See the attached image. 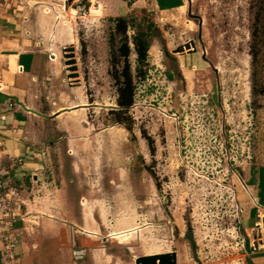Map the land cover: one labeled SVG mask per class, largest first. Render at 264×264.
<instances>
[{
    "label": "rangeland",
    "instance_id": "1",
    "mask_svg": "<svg viewBox=\"0 0 264 264\" xmlns=\"http://www.w3.org/2000/svg\"><path fill=\"white\" fill-rule=\"evenodd\" d=\"M110 1L41 0L31 13L46 64L34 99L43 115L29 121L24 139L53 150L55 176L69 171L46 202H57L65 228L87 238L80 264L91 250L106 264L169 252L178 264H247L240 204L248 174L264 166V0H191L190 8L184 0L169 12L170 1H116L114 11ZM118 17L135 28L153 23L130 130L111 113L112 75L122 68L111 62L110 39L121 45ZM137 29L127 32L134 76ZM35 189L42 198V186ZM136 227L120 240L111 235Z\"/></svg>",
    "mask_w": 264,
    "mask_h": 264
},
{
    "label": "crops",
    "instance_id": "2",
    "mask_svg": "<svg viewBox=\"0 0 264 264\" xmlns=\"http://www.w3.org/2000/svg\"><path fill=\"white\" fill-rule=\"evenodd\" d=\"M39 1L41 0H0V174H7L14 182L16 181L23 192L22 197L26 206V208L20 206L17 213L19 216L22 215L16 227L20 237L16 252L17 263L80 264L72 262L71 250L74 247H85L82 245L87 238H82L78 234L81 232L77 226H72L70 230L65 228L63 224L65 216L59 211L57 202L56 204L53 201L46 202L51 200L54 190L60 192L59 185L55 182L62 184L69 179L68 166L64 167L65 177L55 176V171L51 170L53 166L48 164L53 150L49 147L45 150L39 149L34 143L30 144L24 139L29 121L39 119L40 115H43L36 110L37 103L34 99L42 78L41 68L46 64V60L44 52L38 50L39 44L31 17L33 8ZM116 1H122L126 5L129 2L110 1V9L113 11L117 8ZM154 1L156 3V0ZM168 1L172 2V6L167 9L169 12L182 8L184 0H160V3L166 7ZM57 113L54 117L59 115ZM68 154L71 157L70 164L67 160L65 163L69 165L72 178L75 177L72 161L74 152L69 150ZM248 176L251 180L249 183L247 181V184L244 182L248 190L244 189L245 194L240 204L242 209L240 229L246 236L255 227L258 213L263 215L264 224V166L253 169ZM36 186H42L41 192L44 194L42 198L35 197V193L38 192ZM32 196V202L41 201L44 204L32 205L30 199ZM73 215L76 216L75 211ZM136 229L138 227L111 235L120 240ZM99 257V250H91L90 262L84 264H106L100 261ZM248 257L251 264H264V249L251 250Z\"/></svg>",
    "mask_w": 264,
    "mask_h": 264
},
{
    "label": "trees",
    "instance_id": "3",
    "mask_svg": "<svg viewBox=\"0 0 264 264\" xmlns=\"http://www.w3.org/2000/svg\"><path fill=\"white\" fill-rule=\"evenodd\" d=\"M115 23V33L120 37L121 45L116 48L114 37L110 39L111 50H112V66L116 67L118 64H122L120 72H116L112 75L117 88V107L111 111L112 115L115 116V122L126 127L130 130V126H127L129 120V110L134 105L135 99V83L136 78H145L146 71L144 70L147 66L148 51L150 48L151 30L153 23L148 22L146 28L136 27L133 19L125 17H118L113 20ZM137 29L132 36L133 50L136 55L137 68L135 69L136 75L132 74L131 64L129 61L131 48L129 39L127 36L128 29ZM247 264H251L248 261Z\"/></svg>",
    "mask_w": 264,
    "mask_h": 264
},
{
    "label": "built area",
    "instance_id": "4",
    "mask_svg": "<svg viewBox=\"0 0 264 264\" xmlns=\"http://www.w3.org/2000/svg\"><path fill=\"white\" fill-rule=\"evenodd\" d=\"M15 182L9 175L0 174V261L1 264H18L17 249L19 245V233L16 232L17 222L22 219L18 209L25 206L22 194L18 190ZM263 220V215H258ZM262 223V222H260ZM257 224V223H256ZM255 224V227H256ZM248 238L252 251L264 249L263 230L262 238L254 236L252 231ZM258 234V233H257ZM88 250L85 247H74L71 250V260L73 263L80 262L86 258Z\"/></svg>",
    "mask_w": 264,
    "mask_h": 264
},
{
    "label": "water",
    "instance_id": "5",
    "mask_svg": "<svg viewBox=\"0 0 264 264\" xmlns=\"http://www.w3.org/2000/svg\"><path fill=\"white\" fill-rule=\"evenodd\" d=\"M188 2L190 3L191 0H188ZM192 43H194L193 40H192ZM185 46L186 48L189 47L188 44H186ZM180 49H182V46L177 47L174 51L179 52ZM196 52L197 50L195 49L193 53H196ZM181 54H185V53H181ZM69 64H72V63L70 62ZM260 222L263 223V220L261 221L259 216H257L256 218L257 224H256L255 229L252 231V234L254 236H258L259 238H262V232H261L262 230L260 228ZM176 260H177V254L175 252H169L165 254H153V255L137 257L135 259V264H176Z\"/></svg>",
    "mask_w": 264,
    "mask_h": 264
},
{
    "label": "bare ground",
    "instance_id": "6",
    "mask_svg": "<svg viewBox=\"0 0 264 264\" xmlns=\"http://www.w3.org/2000/svg\"><path fill=\"white\" fill-rule=\"evenodd\" d=\"M68 41V40H67ZM72 44V43H71ZM193 45H194V43H193ZM178 53H184L183 52V50L182 49H180V51L178 52ZM73 80V79H72ZM260 228H261V230H264L263 228H264V224L263 223H260ZM262 232V231H261Z\"/></svg>",
    "mask_w": 264,
    "mask_h": 264
},
{
    "label": "flooded vegetation",
    "instance_id": "7",
    "mask_svg": "<svg viewBox=\"0 0 264 264\" xmlns=\"http://www.w3.org/2000/svg\"><path fill=\"white\" fill-rule=\"evenodd\" d=\"M0 264H1V262H0Z\"/></svg>",
    "mask_w": 264,
    "mask_h": 264
}]
</instances>
